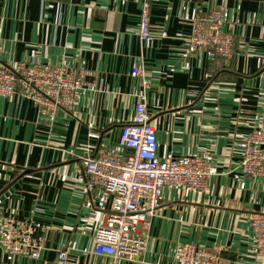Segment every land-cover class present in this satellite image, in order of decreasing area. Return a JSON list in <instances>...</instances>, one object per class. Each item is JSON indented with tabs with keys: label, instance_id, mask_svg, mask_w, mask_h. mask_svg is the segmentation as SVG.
<instances>
[{
	"label": "crops",
	"instance_id": "0c3cea01",
	"mask_svg": "<svg viewBox=\"0 0 264 264\" xmlns=\"http://www.w3.org/2000/svg\"><path fill=\"white\" fill-rule=\"evenodd\" d=\"M144 1L0 0V62L66 63L85 81L73 108L53 116L18 94L0 97V238L13 217L44 238L39 264L59 250L69 264H176L188 245L220 247L224 264H264L250 227L264 215V178L238 169L241 141L264 129V0H148L153 37L141 43ZM214 10L234 36L228 59L188 50L192 18ZM143 91L159 157L203 156L218 174L204 191L165 187L141 257L115 260L94 252L102 193H84V159L117 144ZM0 264L34 261L0 244Z\"/></svg>",
	"mask_w": 264,
	"mask_h": 264
},
{
	"label": "built area",
	"instance_id": "2783aa9c",
	"mask_svg": "<svg viewBox=\"0 0 264 264\" xmlns=\"http://www.w3.org/2000/svg\"><path fill=\"white\" fill-rule=\"evenodd\" d=\"M150 14L151 4L145 0L138 30L141 43L153 37ZM228 22V16L219 10L204 17L194 16L187 39L189 52L208 51L216 57L231 58L234 36L231 32H223ZM132 76L143 78L145 89L149 86L142 69H134ZM84 84V77L66 63L59 66L20 63L12 67L0 62V97L18 94L50 116L58 110H71ZM241 142L240 173L264 178V129L246 136ZM84 174V193L94 190L102 193L97 210L103 212V218L95 233V254L136 261L145 249L146 232L161 204L165 187L204 191L209 179L218 174V168L203 156L175 158L169 154L159 157L157 132L148 115L147 96L143 91L138 95L132 120L121 127L117 144L87 156ZM250 227L257 247L264 251V215L253 218ZM35 234L32 222L6 218L0 244L5 253L26 256L39 264L45 245L44 238H37ZM220 252V247L208 250L188 245L176 264H224ZM54 264H69L68 252L59 250Z\"/></svg>",
	"mask_w": 264,
	"mask_h": 264
}]
</instances>
